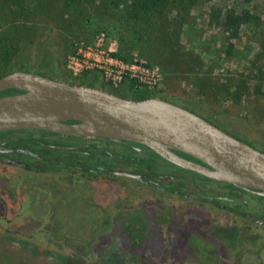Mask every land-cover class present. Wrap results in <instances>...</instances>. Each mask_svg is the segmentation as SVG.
<instances>
[{"label": "flooded vegetation", "instance_id": "af4514ba", "mask_svg": "<svg viewBox=\"0 0 264 264\" xmlns=\"http://www.w3.org/2000/svg\"><path fill=\"white\" fill-rule=\"evenodd\" d=\"M167 94L154 95L173 97ZM200 106L182 107L220 127ZM61 218L88 221L70 236V227L57 230ZM0 241L83 264H108L115 254L121 264H264V195L134 141L0 130Z\"/></svg>", "mask_w": 264, "mask_h": 264}, {"label": "rangeland", "instance_id": "374dc122", "mask_svg": "<svg viewBox=\"0 0 264 264\" xmlns=\"http://www.w3.org/2000/svg\"><path fill=\"white\" fill-rule=\"evenodd\" d=\"M22 2L27 8L23 15L12 12L0 15V55L6 49L5 44L10 42L17 50L13 56L23 57L27 68L34 70L40 45L48 42L56 57L52 70L41 71L46 76L73 84L90 81L97 87L122 92L127 97L137 94L148 97L168 92L173 97L166 98L180 106L206 105L199 108L207 114L214 113L222 129L264 151V0H197L189 8L186 23L179 30L174 27L166 30L165 33L171 39L176 40L177 37L179 48L176 50L179 53L174 54V48L167 49L163 63L148 56L147 47L143 45L144 40L138 38L141 36L136 37L144 34V30L133 26H118L115 29L111 24L103 25L100 0ZM226 10L238 13L246 11L250 14L249 23L242 25L235 37L229 36V32L224 31L221 25H216L212 19L214 12ZM121 31L125 32L126 38L132 39L128 45L124 43V47H121L119 39ZM102 32L108 37L105 40L106 46H109L108 40H115V52H120L127 60L138 57L148 64L157 65L163 73L161 84L154 89L136 88L133 83L113 87L98 75L73 77L66 67L72 44L80 41L91 42ZM192 56H196L198 62L189 60ZM8 66L9 62L0 60V75L9 72ZM164 66L176 70L169 75L163 69ZM227 78H233L230 92H235L237 84L241 86L236 95L226 91L224 84L229 83ZM85 199L81 204L84 210L88 207ZM58 220L60 224L57 230H69L70 227L73 233H66L70 236L79 235L75 232L76 228L83 221H88L79 218ZM153 246H161L160 241H154ZM121 263L118 254L112 255L108 262ZM0 264L83 263L71 258H55L53 253L50 254L42 246H18L13 242L0 241Z\"/></svg>", "mask_w": 264, "mask_h": 264}, {"label": "water", "instance_id": "95a60500", "mask_svg": "<svg viewBox=\"0 0 264 264\" xmlns=\"http://www.w3.org/2000/svg\"><path fill=\"white\" fill-rule=\"evenodd\" d=\"M8 88L21 92L0 95V130L46 129L134 141L183 168L264 195V151L159 96L126 98L24 70L0 76V92Z\"/></svg>", "mask_w": 264, "mask_h": 264}, {"label": "trees", "instance_id": "16d2710c", "mask_svg": "<svg viewBox=\"0 0 264 264\" xmlns=\"http://www.w3.org/2000/svg\"><path fill=\"white\" fill-rule=\"evenodd\" d=\"M196 3L197 0H100L99 5L102 7L101 15L103 25L111 24L115 26V29H117L118 26L120 28H128V26H133L136 29L144 30V34H138L136 37L141 36L138 38L140 40H144L143 45L147 47L146 51L148 56L157 58L159 63H163L164 55L167 49L172 50V48H174L175 50H173V53H179L176 50L179 48L177 45V37L176 40H173V38L171 39L170 36L165 33L166 30L172 27H174V29L178 28L179 30V28L186 23V17L188 16L189 8L194 6ZM25 10H27V8L22 0H0L1 16L4 14H9V12L14 13L15 15H23ZM249 15L250 14L246 11H241L240 13L234 10H226L223 12L216 11L214 12L212 19L215 20L216 25H221L224 31L229 32V36L235 37L238 35L241 26L249 23ZM128 32L129 31L127 30V33ZM136 33L141 32L136 31ZM120 34L121 36L119 39L122 43L121 47H124L125 44L128 45V43L132 41L130 37L126 38L124 31H121ZM262 45L264 49V41ZM5 48L6 49L0 55V60L7 63L9 62V72L15 70H24L45 75L41 71L52 70L55 65V52L48 42H44L42 45H40L34 66L36 68L34 70L27 68L26 61L23 59V57L13 56V53H15L17 50L10 42L5 44ZM116 55L127 60V58L120 52L116 53ZM13 58H15V60H13ZM11 60L12 62H10ZM189 60L198 62V58H196V56L190 57ZM163 69L169 75L172 73V71L176 70L174 68L167 69L165 66ZM2 75L4 74H1L0 76ZM226 80H228L229 83L224 84L226 85L225 89L226 91L230 92L229 88L232 86L233 78H227ZM241 83H243V81H241ZM89 85L94 86L93 83H89ZM240 87L241 86L237 84L235 87V92L230 93L236 95L237 91L240 90ZM244 87L245 86H243V88ZM17 90L18 89L13 88L6 89L2 94L15 92ZM116 94L132 99H142L147 97L145 94H137L132 97H127L122 92H116Z\"/></svg>", "mask_w": 264, "mask_h": 264}, {"label": "built area", "instance_id": "2783aa9c", "mask_svg": "<svg viewBox=\"0 0 264 264\" xmlns=\"http://www.w3.org/2000/svg\"><path fill=\"white\" fill-rule=\"evenodd\" d=\"M106 38L102 32L91 42L73 44L66 63L73 77L98 75L113 87L133 83L136 88L154 89L161 84L163 73L157 65L148 64L138 57L125 60L117 56L115 40L107 39L109 46H106Z\"/></svg>", "mask_w": 264, "mask_h": 264}]
</instances>
